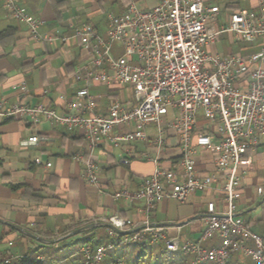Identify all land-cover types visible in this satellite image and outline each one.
<instances>
[{"label": "built area", "instance_id": "obj_1", "mask_svg": "<svg viewBox=\"0 0 264 264\" xmlns=\"http://www.w3.org/2000/svg\"><path fill=\"white\" fill-rule=\"evenodd\" d=\"M13 18L24 22L36 41L53 44L68 41L60 32H41L42 19L31 15L16 0H0ZM208 0H159L152 7L131 2L120 15H109L108 35L103 37L92 25L76 27L73 37L83 44L92 45V57L79 70L85 72L86 85L66 98L70 112H57L43 104L0 99V120L30 117L34 123L45 118L68 130L82 129L89 150L102 141L118 145L122 142L146 141L157 149V155L146 152L144 157L153 161V173L144 178L139 190L122 188L115 198L129 201L141 199L149 214L156 203L164 199L185 202L197 189L222 183L225 207L209 201L203 219L206 229L198 240L181 242L180 235L169 237L164 225L152 224L147 218L131 223L119 215L104 221L109 223L113 242L97 248L81 247L84 264H136L124 256L107 262V252L117 245L130 243L165 244L167 264L172 254H193L192 264H230L234 254L251 258L255 264H264V234L253 231L239 214L237 201L242 195L243 167H250L254 150L264 136V46L245 56L221 55L207 49L220 33L232 32L237 39L253 42L264 36V0L258 11L238 9L227 25L218 26L219 6ZM120 43L124 50L116 57L113 44ZM254 65V66H253ZM247 76L245 88L236 81ZM96 80L105 84L119 83L134 90L135 98L124 102L114 99L106 112H99L97 97L88 83ZM22 95L29 91L27 83H18ZM219 124L216 131H197L199 114ZM170 116L166 120V117ZM132 123L134 128L112 134L121 125ZM156 124L158 136L150 139L146 127ZM173 130L180 140L181 154L170 168L159 165L158 153L166 144L165 133ZM214 133V134H213ZM215 136V137H214ZM33 135L29 141L39 143ZM208 149L214 153L215 171L201 175L196 166V153ZM75 158L84 165L82 177L98 186L99 165L91 157L79 153ZM37 164L52 165L36 157ZM125 163L129 160L125 159ZM258 192L264 194V187ZM220 236L219 246L204 248L202 241ZM12 244V242H10ZM30 259V253L0 256V264L17 259ZM38 261L45 256H37Z\"/></svg>", "mask_w": 264, "mask_h": 264}, {"label": "crops", "instance_id": "obj_2", "mask_svg": "<svg viewBox=\"0 0 264 264\" xmlns=\"http://www.w3.org/2000/svg\"><path fill=\"white\" fill-rule=\"evenodd\" d=\"M16 1L31 15L44 21L40 27L41 32H60L69 39L66 42L57 40L53 44L34 40L28 26L10 16L0 1V31L15 29L12 38L0 40V99L4 97L9 102L22 100L30 104L43 103L57 112H70L62 96L70 98L86 85L85 72L79 68L91 59L93 53L92 45L83 44L73 37L76 27L87 23L103 37H107L104 35L109 26L110 14H123L131 2L149 8L159 0H82L78 6V0ZM92 1L102 10H105L106 2L111 1L117 8L116 12H110L104 22L101 19L94 23L82 22L77 10ZM260 1L208 0L207 3L219 6L216 23L222 26L229 23L231 14L238 9L258 11ZM263 46L264 36L247 42L237 39L232 32H223L207 49L224 56H249ZM256 64L264 68V60ZM247 80V76H244L236 81V85L245 88ZM21 81H25L29 88L24 95L18 86ZM109 85L96 80L88 83L90 91L98 99L99 112H106L116 98L124 102L131 99L129 95L125 96L124 92L111 89ZM124 89L127 91L126 87ZM168 118L170 116L166 120ZM133 128L132 123L121 125L112 134ZM218 128V123L199 114L197 131H216ZM146 131L151 140L159 134L156 124L148 125ZM33 135L46 136L48 139L33 143L28 140ZM165 137L166 144L158 153V160L159 165L170 168L180 157V140L173 130H167ZM146 152L157 155L153 144L140 140L116 145L106 139L89 150L82 129L68 130L45 118L37 123L30 117L0 120V236L6 234L1 246L9 247L12 245L11 240L15 239L16 243L20 239L25 248L16 253H25L42 242L27 234V231L55 239L88 223L105 222L112 215H119L131 223H139L148 218L154 225H164L167 236L179 234L181 242L200 239L206 229L203 216L207 203L216 201L219 208L225 207L222 183L195 190L183 203L175 199H164L156 203L149 214L144 212L146 203L141 199L129 201L123 197H114L122 188L133 192L139 190L144 178L153 173L156 164L144 157ZM79 153L97 161L98 186L83 179L84 165L75 158ZM248 153L252 155L253 162L250 167H243L242 195L237 204L239 214L251 229L264 234V194L258 192L260 186L264 187V136L260 138L257 147ZM36 157L52 165L46 167L37 164ZM125 159L129 162L125 163ZM196 166L201 175L213 173V151L199 149L196 153ZM82 232L95 235L97 231L88 229ZM221 242L222 238L215 236L202 241V246L211 248L219 246ZM158 244L165 250L163 242ZM132 247L128 250L130 255L135 253L136 247ZM180 254L174 258L172 256L175 264H192L193 254ZM243 258L234 254L230 264H244ZM58 261L62 262L63 259Z\"/></svg>", "mask_w": 264, "mask_h": 264}, {"label": "rangeland", "instance_id": "obj_3", "mask_svg": "<svg viewBox=\"0 0 264 264\" xmlns=\"http://www.w3.org/2000/svg\"><path fill=\"white\" fill-rule=\"evenodd\" d=\"M77 2L78 3L76 5L78 6V4L82 2V0H78ZM76 5H75V8H76ZM94 5H96V2L92 1L91 3L87 5L84 4L83 8L77 10V13L79 14V19L82 22L94 23L98 19H101L104 22V20L106 21L107 19V15L110 12H116V9H117L116 7H114L111 1L106 2L105 10L99 9L97 5L96 6ZM107 35H108V26H107L106 34L104 36H107ZM123 50L124 48L123 46H121L120 43L116 42L113 44L112 52L116 57L121 55L123 53ZM109 87L111 89H116V90L124 92L125 96L129 95L132 99L135 98L134 90L130 88L129 86L115 83L113 85H109ZM124 87L127 88V91L124 89ZM108 228L109 227L107 226V229ZM93 238H97V233L95 235H87L86 233L81 232V233H77L75 235L69 236L67 238H64L56 243L39 242L37 243V246H42L43 251L46 253L50 252L53 256L55 254L57 258L62 257L64 259V257H68L76 253H79L81 247L84 245H90L91 243H89V241L90 239H93ZM111 242H113V238ZM59 244L60 246L56 247ZM132 246L133 247L135 246L136 248H135L134 255H130L131 260H133L131 262H134L137 264L140 260H143L146 258V256L144 257L142 256L143 250L139 244L130 243V244H125V245H117L115 248L109 250L107 252V262H110L119 256L127 257L129 254L128 250ZM153 248L155 251L154 256L152 258L147 257L145 260L148 259L150 264H167L166 253H164V255L160 253L163 250V247L159 244H153ZM31 250L33 249L31 248ZM180 253L181 252H178V254L176 253L172 254L173 258L176 257L177 255H181ZM243 259H244L243 260L244 264H255V262L251 258H243ZM170 263L175 264V261L171 258Z\"/></svg>", "mask_w": 264, "mask_h": 264}, {"label": "trees", "instance_id": "obj_4", "mask_svg": "<svg viewBox=\"0 0 264 264\" xmlns=\"http://www.w3.org/2000/svg\"><path fill=\"white\" fill-rule=\"evenodd\" d=\"M14 31H15L14 28H7L3 31H0V40L6 39L9 37L12 38L14 35ZM97 228L92 229V231H97L96 232L97 238L90 239L89 241V243H91L90 245L94 248H97L99 245L108 244L112 240L111 236L109 235L107 226H100ZM5 237H6V234L0 236V256L10 257L12 254H15L16 252H18V250H23L25 248V246L23 245L20 239H18L16 243L14 242L15 239L11 240L12 245L9 247L1 246L2 244H4L2 242L4 241ZM137 244H139L142 247L143 257L146 256V258L147 257L152 258L154 256L155 251H154L153 245L146 244V243H137ZM58 246H60V244ZM25 253H30L32 255V258L30 259L21 258V259L13 260L10 264H84V259L83 257H81L82 255L80 253H76L74 255L64 257L65 260L62 257L57 258L55 254L53 256L50 252L49 253L44 252L42 246H38L33 250L29 249ZM160 253L164 255L165 251L162 250ZM39 255L45 256V260L38 261L37 256ZM62 259H63L62 262L58 261ZM127 259L131 260L130 254H128ZM145 259L140 260L137 264H150L149 260L148 259L145 260Z\"/></svg>", "mask_w": 264, "mask_h": 264}, {"label": "water", "instance_id": "obj_5", "mask_svg": "<svg viewBox=\"0 0 264 264\" xmlns=\"http://www.w3.org/2000/svg\"><path fill=\"white\" fill-rule=\"evenodd\" d=\"M100 226H109V223H106V222H92V223H88V224L83 225L82 227H80L78 229H75V230L71 231L70 233H68V234H66L64 236H61V237L55 238V239H48V238L36 235V234L28 232V231H27V234L31 235L32 237H34L36 239H39L42 242H45V243H56V242H58V241H60V240H62L64 238H67L69 236L75 235L77 233H81L84 230L94 229V228H97V227H100Z\"/></svg>", "mask_w": 264, "mask_h": 264}]
</instances>
